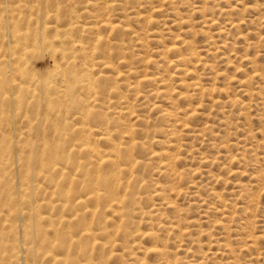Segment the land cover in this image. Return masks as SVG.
<instances>
[{
  "label": "bare ground",
  "instance_id": "bare-ground-1",
  "mask_svg": "<svg viewBox=\"0 0 264 264\" xmlns=\"http://www.w3.org/2000/svg\"><path fill=\"white\" fill-rule=\"evenodd\" d=\"M81 1L83 4L81 8H77L76 5L73 6L74 1H72V4L69 1V6L66 4L68 8L64 7L66 9L64 12L59 7V3L53 2L51 4V1L50 4L44 1L40 5V0H0V14L4 17L2 21L0 19V28L7 26L8 29H12L13 27L11 33L8 32L9 34L0 33L1 41H3V43H0V114L2 115H0V254L2 250H5L4 252L10 255L7 258H3L5 257L3 255V257L0 256V264H31L36 263V258H39L42 264H79L81 262V264H97L96 262L98 264H108V259L112 258L113 255H115L116 260H121L124 254H127L126 258H128L129 255H132L130 253L132 247L128 244L130 242L127 240L129 239L128 232L125 233L123 227L131 219L142 217L144 214L160 217L163 216L161 214L164 211L165 216L166 210L167 213H169L168 210L173 211L175 215L171 218L172 221L165 224V226L168 225L171 231L179 228L184 236L191 237L189 231L192 229L189 230V228L193 226V220L183 218L179 214L180 209L178 210V207H176L175 200H172V197H178L182 194V188L174 182H170L171 184L166 186H164L165 184L160 186L156 183L155 190L151 191L152 196H149L147 200L154 197L157 204L153 203L147 213L143 211L142 194L140 196L139 188L146 181H149V178L146 181L144 179L146 162L156 158L159 162V166H157L159 171L168 174L172 172L175 163L181 159V156L174 153V151L167 149L157 154L148 152V147L151 142L165 143L169 147H174L176 143L175 141L172 142V139L178 131L173 132L172 129L175 127H179L180 131L181 129H189V124H192L198 118L206 117L201 112L204 93L209 91L208 89L211 91L217 90L221 93L224 89L214 87L216 85H214L215 81L224 80L227 82L226 86L232 87L231 84L234 83V78L224 77L222 72L212 71L207 61L201 63L200 59L202 57L198 58L197 50L187 38L193 31L192 26H182L186 22L185 19L173 21L172 26H179V30L178 34L173 37V44L165 48L167 54L173 55V59L168 60L167 63L164 62V58L155 61L151 56L145 57L131 52V48L143 49L145 46L144 39L160 42L164 35L170 34L168 29H166L165 34L152 28L151 25H154L157 19L149 15L153 13L166 14L168 10H172L169 8L173 7V0ZM196 1L201 4L197 7V11L202 13L200 21L203 22L199 24L200 26L198 25L200 27L198 30L193 31L194 34L204 31L205 29L202 28L205 26L212 27L215 25L219 27L217 33L222 34L224 32L225 34V30L231 32V30L238 29L239 25L243 23V18L240 16L235 17V19L220 21L221 23L217 22L221 17H225L229 11H233L232 6L223 12L222 8L217 7L216 2L219 0ZM142 4H148L153 8L149 12H134L136 9L141 10L139 7ZM213 9L218 10L217 18H210V16L205 15V12H210ZM243 9L255 12L257 18L254 19V22H259L258 25L264 27V18L260 15L259 9L248 6ZM86 10L90 12L87 13ZM59 12L63 16L61 21L57 20ZM40 14L41 17H39ZM40 18L42 19L40 20ZM53 18L54 21L47 22V19ZM86 19H88V22L85 21ZM132 23L146 25L139 29L142 35H139L132 28ZM220 25L227 26L228 30L224 27L221 28ZM38 26L42 30L39 31ZM50 27L53 30V35H48V32L44 31ZM4 32L6 31L4 30ZM22 33L23 35L20 37L19 35ZM132 42H134L133 46L131 45ZM225 44V42H221L219 47H223ZM254 44H251V46L256 47ZM246 45L250 46V43ZM41 46L44 50L39 48ZM47 47L51 50L50 55L48 54L50 56L48 58L51 59L50 64L57 72L60 70V74L59 72L57 74L60 75L59 83L53 80L56 84L54 87L52 85L47 87L45 85L46 78L41 79L48 75L50 76L47 78L51 77V71L54 69L50 71L51 74L44 72L47 74L39 78L38 72L40 71L36 73L35 68L32 66L27 68L30 61L27 59L28 53L31 54L32 51L39 48L35 53L36 55L40 49L45 52ZM209 50L210 48L207 47L206 54ZM42 51L38 53L39 58L40 56L43 58ZM216 51L215 48L213 52L216 53ZM242 59L253 69L248 75L237 80L236 84L238 86L236 87L238 88L234 90L245 95L249 92L248 86L252 81L262 79L263 75L260 69L255 66V62L247 55H244ZM32 61L31 63H33ZM162 63H166L167 68L172 67V73H168L169 77L161 78L157 72L149 73L151 71L150 67L157 69L161 67L160 64ZM226 63H230V60ZM94 65L101 69L100 72L92 70ZM197 67H201L199 70L203 72L206 70L214 72L213 84H205L209 88L201 85L204 76L201 78V74L200 76L196 75L199 71ZM137 70H140V76H138ZM176 72L182 78L178 80L177 85L176 82L175 86L171 87L166 83L168 80L170 81V78H174ZM53 78H55V73ZM131 79H133L132 82H130ZM60 88L63 89V91L61 89L62 92ZM64 88H67L70 99L66 98V93L63 99L62 97L65 94L59 96L64 92ZM78 94L82 96L83 100L79 99L76 103L73 98L75 96L77 98ZM237 100H229L226 104L233 107L237 104ZM177 101L186 104L180 108V106L175 105ZM5 102L13 105L12 108L9 105L11 109L8 108ZM211 104L213 105V103ZM5 107L7 108L6 113H4ZM26 107L30 108L31 111ZM140 108L146 109L147 113H155L156 118L166 125V132L168 133L162 141L157 139L158 131H160L158 126L147 124L148 118L144 119L146 122L141 127L143 129L138 131V128H135L136 125L134 126V124L141 119V116L137 114V110ZM21 109L24 111L23 118L27 117V112L37 115L36 112L39 113L41 109V115L49 117V120H46L48 127L37 131L38 135L35 134L37 136L41 134L40 138L17 135V132L20 133L22 129L28 128L26 131L31 130L30 122L22 128L19 126V119L17 120L18 123L16 122L17 113ZM101 110L104 111L102 118L95 119L96 121L94 119L92 121L88 120L89 116H93V118L98 116V112ZM178 116L181 117L180 121H178ZM91 122H97L98 124L93 125ZM222 122L226 123L225 118ZM226 125L222 126L226 127ZM93 127L101 131H92ZM192 129H194L192 131L193 138L201 139L208 136L206 132L209 131L210 125L205 122L203 127L200 126L199 129L193 127ZM70 132L76 133L78 136L72 137ZM137 134L141 137L136 139ZM251 150L253 151V149ZM227 155H224V157H227ZM144 156L148 158L147 161ZM234 158L232 159L235 160ZM208 162L205 159L202 160L203 168L201 171L200 169L193 170L192 175L197 174L198 176L199 174V178L204 177L207 181L212 182L213 176L211 177V172L207 169ZM262 171L255 174H261ZM236 172L241 173L238 170ZM255 177L250 175V179H255ZM218 178H215V182L221 180ZM195 182H190L188 187H193L196 184ZM226 182L228 183L225 180ZM198 184L196 186L199 190L201 187L206 190V186L203 187L201 183ZM196 186L194 187L197 188ZM186 187L187 185L183 188V191L186 190ZM235 187L238 190V198L247 200L249 204L253 203L252 195L250 196L249 191L247 192L239 182H235ZM149 188H151L150 185ZM197 190L190 192L191 195L199 199L200 205H205V198H200ZM146 195L148 193L144 196ZM209 195L216 198L215 195L217 194L211 192ZM232 215L227 214L223 218L228 219V216L232 218L234 216ZM231 218L230 222L227 220L229 223L232 221ZM142 221L140 220L139 223ZM197 221L199 220L197 219ZM157 222L155 221V224ZM217 222L219 221L215 223ZM133 224L129 226H133ZM168 227H166V231ZM159 228L163 227L160 225ZM220 228L227 229L226 226ZM134 230L135 228H133V231L131 230L132 233ZM135 233L139 235L137 232ZM161 235H158L152 227L142 233V237L148 239L150 243V247L145 248L147 254H144V256L147 257V255L152 254L162 264H168L169 258H171V254L167 250V243L169 242H164L166 238L163 240L162 237L160 238ZM133 236L135 235L133 234ZM136 244L135 246L139 245V243ZM221 245L224 247V254V252H227L225 249L230 246V243L226 241ZM116 247L121 248L122 254H115L114 249ZM247 247L249 249V246ZM251 249L254 251L253 246ZM248 252H251V250ZM95 255L98 257V261L93 263ZM230 255L234 254L230 253ZM258 256L260 257V255ZM172 259L171 261H174ZM174 259L179 260V258ZM124 262H126L125 259ZM135 262L141 261L137 259ZM179 263L181 264V262Z\"/></svg>",
  "mask_w": 264,
  "mask_h": 264
},
{
  "label": "rangeland",
  "instance_id": "rangeland-1",
  "mask_svg": "<svg viewBox=\"0 0 264 264\" xmlns=\"http://www.w3.org/2000/svg\"><path fill=\"white\" fill-rule=\"evenodd\" d=\"M44 1L47 4H50L49 3L50 1H51V4H53V2L59 3V7L64 12L66 11L65 8H68L67 5H68L69 1H71L70 4H72L73 3L72 1H74L73 6L76 5L77 8H81L83 6L81 0H79V2H78V0H56V1H54V0H40L39 4L40 5L43 4ZM219 1L216 2L217 7L222 8V10H224L223 12L227 11L230 6H232L233 11H229V13L232 12L230 14L225 13L227 15L225 17H221L220 19H218L217 22L219 21L218 23H221L222 21L230 20L231 18L235 19V17L240 16L241 18H243V23H242L243 25L242 24L239 25L238 29L231 30V32L225 30V32H226L225 34H224V32H222V34L217 33V30L219 28L217 25H215L216 27L215 26H212V27L205 26L206 28L205 27L202 28L203 30L205 29L204 31H201V33L194 34L193 31L198 30V28H200L199 24H201V22H203V21H200L201 17H202V13L197 11V7H199L201 4H199V2L196 0H173L174 5L172 8H169V9H172L173 11L168 10V12L164 15H161V14L158 15L155 13L149 15V16H153V18L157 19L155 21L154 25H151L152 28L157 29V30L164 32V33L167 31L166 29H168L170 31V34L164 35L163 36L164 38L161 39L160 42H154V41L152 42L151 39H149V40L144 39L145 46L143 49H140V50L136 49L138 47L131 48L132 49L131 52H133L134 54H141V55H144L145 57L151 56L155 61H159L160 58H164L163 59L164 62L167 63L168 60L173 59V55H171L169 53L167 54L165 52V48L173 44V42H174L173 37L178 34V30H179V28H178L179 26H172L173 21L176 19L177 20L178 19H185L184 21H186V22L182 26H192L193 31H191L192 33L190 35H188L187 38H188V41L192 42L193 46L197 50V55L199 56L198 58L200 59L202 57L200 59L201 63L207 61V63H209V65H210L212 71L222 72V75L224 77H228V78L232 77V79L234 78V80H233L234 83L231 84L232 87L226 86L227 82L224 80L219 79V80L215 81L214 85L215 84L216 85L214 87L220 88L222 90L224 89V91H222L221 93L218 92L217 90H214L215 92L211 91L210 89H208L209 91H206L204 93L203 98H202V101H203L202 106L204 108L201 107V112H203L206 117H204V118L202 117L201 119L198 118L195 122H193L192 124H189V129H181V131H180L179 127H175L177 129H175V128L172 129L173 132L178 131L176 133V135L174 136V139H172V142L175 141V143H176V145L174 147H169V145L165 144V143L151 142V145L148 147V152H155L157 154H160V153H162L163 150L168 149L169 151H174V153L179 154L181 156V159H179L178 162H176L175 165L173 166L171 173H168V174L162 173V171H159V169L157 168V166H159V162L157 161L156 158L151 159L152 161H147L146 159H148V158L144 156V159L147 161L146 162L147 167L145 169V171L147 173L144 171L145 172L144 173V177H145L144 179L146 181V179L149 178V181H146L147 183L144 181L146 186L144 184L143 186H141L139 188V190L141 191V192L139 191L140 196L142 194L141 201L143 204L144 213H145V211L147 213L150 210V207L153 205V203L157 204V201H155L154 197H151L149 200H147V198H149V196H152L151 194H152L153 190H155V186H157L156 183H158L160 186H163L164 184H165L164 186H166L167 184L169 185V184L174 182L178 187L182 188L181 189L182 194L180 196H178L179 198L178 197H172V200H175L176 207H178V210L180 209V212L181 213L183 212L182 214L179 212V214L181 216H183V218H188L190 220H193L194 224L192 223L193 226L191 228H189V230H191V229L192 230L191 231L188 230L191 237L184 236L182 234V230L179 228H175L171 231L169 229L168 225L165 226V224L172 221L171 218L175 215L173 213V211L168 210L169 213H167L166 212L167 210H166L165 216H164V213H163L164 211H163L161 214L163 216H160V217H157V216L155 217L153 215L144 214L142 217H135V218L131 219L129 222H127V225H125L123 227V229H125V233L128 232V238L129 239H127V240L130 241L128 244L132 247L131 248L132 250L130 251V253H132V255H129L128 258H126L127 254H124L123 258L121 260H116V257H114L115 255H113L112 258L108 259V262H107L108 264H110L112 262H113L112 264H120V263L125 264L127 261H128L127 264H131V263L132 264H156V263L162 264L161 262H159V259H157L156 256H154L152 254L147 255V257H146V255L144 256V254H147V253H145V248L148 249L150 247V245H149L150 243H149L148 239L146 240V238L144 239L142 237V233L146 232L151 227L154 229V231H156L158 233V235L162 234L160 236V238L162 237L163 240H164V238H166L164 240V242L165 241H166V243L169 242V243H167V246H168L167 250L171 254L170 257L173 258L172 260H174V261H171V258H169L168 264H177L179 262H181V264H217V263L218 264H264V175H263V173H264V161H263L264 160V44H261L262 42L264 43V27L261 25H258L259 22L258 23L254 22L255 21L254 19L257 18L256 17L257 15L255 12H249L248 10L243 9L245 6L257 8L260 10V15L262 16V18H264V0H219ZM139 8H141V10L136 9L134 12H141V13L142 12H149L150 9H152L153 7L148 6V4H146V5L142 4V6ZM212 11H210V12L207 11L208 13L205 12V15H208V17L210 16V18H217L218 10L213 9ZM85 12H87V10ZM89 12H87V13H89ZM39 17H41V14ZM3 18H4L3 15L0 14L1 21ZM57 18H58L57 19L58 21H61V18H63L61 12H59V15ZM186 18H188L189 20H187ZM41 19L42 18H40V20ZM52 20L54 21V18L50 19V20L47 19V22L52 21ZM85 21L88 22V19H86ZM85 21H83V23H85ZM199 21H200V23H199ZM11 23H12V21H11ZM144 26H146V25L132 23V28L139 35H142V32L139 31V29L141 27H144ZM220 27L221 28L224 27L225 29H227V26H224V25H220ZM2 29H4L6 32H4V30H2ZM7 29H8L7 26L0 28V31H1L0 33L1 34H6L8 32L11 33L10 31L13 30V27H12V29L10 28L11 30L10 29L7 30ZM37 29L39 31L42 30V29H40L39 26ZM50 29H51V27L44 30V31H46V33L48 32L47 33L48 35H51V34L53 35V33H52L53 30L52 29L50 30ZM22 35H23V33L19 36L22 37ZM224 36L226 37V39ZM236 36H237V38H236ZM89 37H92V36H89ZM261 39H262V41H260ZM1 40H2V37L0 36V43H3V41H1ZM4 40H5V38H4ZM221 42H225L226 43L225 46L219 47V44ZM257 42L259 44L258 47H257V45H258ZM133 43L134 42L131 43L132 46L134 45ZM248 43H250V46L246 45ZM254 43H256V44H254ZM251 44L256 45V47L255 46L252 47ZM231 46H232V48H231ZM207 47L210 48L208 54H206ZM39 48H42V50H44V48L42 46ZM39 48H37V49L39 50ZM215 48L217 49L216 53L213 52V50ZM37 49L32 51L31 54L28 53L27 59H28V61L30 60L29 61L30 63L28 62L29 65H27V68L32 66L33 68H35L36 73L38 71H40V72H38L39 78L44 76L47 73L51 74V72H52L53 76L51 75V77L47 78L48 76H50V75H48V76L43 77L41 79L43 80L46 78L45 79L46 80L45 85H47V87H51V85H52V87H54L56 85L54 81L59 83L58 79H59L60 75H57V74H58V72L60 74V70H58V72H57V70L54 69L52 67V65L50 64L51 59H49L50 58L49 55H50L51 50L48 47L45 51L46 53L40 49V51H42L44 53L43 54L41 52V55H43V58L41 56L39 58L38 53L40 51H38V53L35 55ZM48 51H49V53H48ZM210 51H212V52L210 53ZM244 55H247V57H249L251 60H253L255 62V66L258 69H260V71L263 75V78L260 80H255L256 83H255V81H252V83L248 86L250 89L249 92H247L245 95H242L241 93H238L237 91L234 90V89L237 90V88H238V87H236V86H238L236 84L238 82L237 80L248 75L251 72V70L253 69V67H250L248 63L243 61L242 57ZM28 56H30V57H28ZM217 56H219V57H217ZM145 57H143V58H145ZM228 60H230V63L227 64L226 62ZM31 61L33 63H31ZM166 63L160 64L161 67H159L157 69H155L154 67H150L151 71L149 70L150 71L149 73H152V72L156 73L157 72L160 74L161 78L162 77L163 78L169 77L168 73H172V67L167 68ZM34 64H35V66H34ZM142 65H144V64H142ZM48 68H50V69H48ZM52 69H54V70H52ZM197 69L199 70V69H201V67L200 68L197 67ZM92 70H94V72H97V71L100 72L101 69L98 66L94 65V68ZM139 71L140 70L136 71L139 74L138 76H140ZM212 71L206 70L203 72L202 70H199L198 73H196V75H199V76L201 74V78H202V76H204V78H203L204 80L201 81L202 82L201 85H203L204 87L206 86L205 84H208V85H211V83L213 84L214 72L212 73ZM44 72H47V73H44ZM41 73H42V75H41ZM54 73H55V78H53ZM177 73L178 72L175 73L176 75L174 74V78L172 77L173 79L170 78V81L169 80L167 81V83H166L167 85L174 87L176 82H177L176 85L178 84V80L182 77L179 76V74H177ZM210 73H212V74H210ZM50 78H52V79H50ZM56 78H57V80H56ZM201 78H200V80H201ZM132 81H133V79L130 80V82H132ZM50 83H52V84H50ZM208 85L205 88H207ZM62 88H60V91ZM66 89L64 88V92L59 94L60 97L63 94L68 93ZM62 91H63V89H62ZM144 91H145V89H144ZM234 91L238 94H236ZM66 94L63 95L62 99L66 96ZM66 98H69L68 94H67ZM75 98H76V96H75ZM75 98H73L74 99L73 101L76 103L78 102L79 99L83 100L82 96H79V94H78V97L76 98V100H75ZM232 99H236V100L238 99L236 101L237 104H235V106H233V107L227 106L228 105V104H226L227 101L232 100ZM180 102L181 101L175 102V105L180 106V108L184 107V104H186V103H183V102L180 103ZM219 102H221L222 104ZM211 103H213L214 106ZM218 104H220L222 106V108ZM5 105H7L8 108H10V107L12 108V106H13V105H9L8 102H5ZM205 105H207V106L205 107ZM223 106H224V108H223ZM13 108H15V107H13ZM26 108L28 109V107H26ZM28 110H30V108ZM6 111H7V108L5 107L4 113H6ZM19 111L17 113L16 122L19 119L18 122L20 124L22 123V125L19 124V126L21 128L26 127L28 125V122H30L31 123V130L26 131V130H28V128L22 129V131L20 133H22L23 135L20 134L19 132H17V135L20 137L35 138L34 136H36V138H40L42 135L40 134L41 135V136L39 135L40 137L37 136L38 135L37 131H41V130L46 129L48 127V125H47L48 123L46 122V120L47 119L49 120V117H45V116L41 115L42 109L40 110L41 112L40 111H39V113L36 112L37 115L35 113L29 114V112H27L28 115H27V117L25 116L24 118H23V112L24 111H22V109ZM103 112L104 111L101 110L100 112H98L99 115L95 116L94 118H93V116H89L88 120L92 121V119H94V121H96L98 118H100V117L102 118L104 115ZM137 114L141 116L140 117L141 119L137 123L134 124V126L136 125L135 128H138L137 129L138 131L143 129L141 127H143L145 125V122H146L144 119L148 118L147 124H155L158 126V130H160V131H158L159 134L157 135L158 136L157 139H160V141H162L168 132H166L167 131L166 125H164V123H162L161 121L158 120V118H156L155 113H147L146 109L140 108L137 110ZM38 115H39V119H38ZM211 117H212V119H211ZM177 118H178V121H180L181 117L178 116ZM206 118H208L207 119L208 121L206 120ZM224 118H225L226 123L222 122V121H224ZM1 119H3V118H1ZM3 120H7V119L4 118ZM42 121L45 122L46 124L43 123ZM205 122H207L210 125V129H211V130L209 129V131L206 132V134H208V136H205L204 138H201V139L193 138L194 135H192V133H193L192 131L194 129H192V128L194 127V128L199 129L200 126L203 127V123H205ZM40 124H42L41 127H40ZM91 124L96 125L98 123L97 122L96 123L91 122ZM222 125H226V127L222 126ZM35 127H37V128H35ZM92 131L100 132L101 130L94 128V129H92ZM36 133H37V135H35ZM70 134L72 135V137L78 136L76 133H73V132L72 133L70 132ZM139 137H141V136L139 134H137L136 139ZM193 140H195V141H193ZM225 148H226V150L227 149L228 150L227 151L224 150ZM250 148L253 149V151ZM250 150H251V152H250ZM227 152H228V155H227ZM229 152H230V154H229ZM224 155H227V157L226 156L224 157ZM234 156H235V158H234ZM238 156H240L241 158ZM228 157H230L231 159L234 158L235 160H233V159L231 160ZM204 159L209 161L208 162L209 164L207 165V169L211 172V174H210L211 177L213 176L212 182L207 181L206 178H204V177L202 179L199 178L200 177L199 174H198L199 177L197 176V174L192 175L193 170L200 169V171H201V169L204 166L201 163V161ZM157 162H158V164H157ZM187 170L189 171V173ZM237 170H238V172H241V173H237L236 172ZM261 170H263L261 174L260 173L258 175L255 174ZM179 171H181V172H179ZM213 174L216 176H214ZM186 175H188V176H186ZM250 175L256 176L255 179H250ZM216 177L217 178L219 177L218 179H221V180L215 182ZM225 180L228 181V183L227 182L225 183ZM189 181L190 182L196 181L195 183L197 185H199L198 183H201V186H203V187L206 186L207 188L205 190V188H202L200 186L202 189L200 188V190H199L198 186H196V184H194L193 187H191V186L188 187L190 185ZM235 182H239L240 185H242L247 190V192L249 191L248 194L250 196L252 195V198H251L253 200L252 204H249V202L247 200L238 198L239 194L237 193L238 190L235 187ZM203 184H205V185H203ZM149 185L151 188L148 189ZM186 185H187L186 190L183 191V188H185ZM194 186H196L197 188H195ZM210 189H211V191H210ZM196 190L199 191V194H200L199 197L200 198H205V205H200L199 199H197L196 197H193L191 195V193L193 191H196ZM211 192H214L217 194V195H215L216 198L214 196L209 195ZM147 193H148V195H146L147 197L144 196ZM218 196L220 199L217 198ZM207 197H209V198H207ZM206 199H209V200L207 201ZM214 200H215V203H214ZM209 201H211V202H209ZM147 203H149L150 205L149 204L147 205ZM206 203H208V204H206ZM210 203H212V204H210ZM193 204H194V206H193ZM218 206H220V207H218ZM221 207H223L224 209ZM150 212H152V211H150ZM205 212H207V213H205ZM227 214H229V215L233 214L234 215V216L232 215L234 218L233 217L231 218V216H230V218L232 220L231 223H229L230 222L229 216H228V219L223 218L224 215H227ZM149 218H150V220H149ZM197 219L199 221H197ZM140 220L141 221L143 220V221L141 223H139ZM194 220L196 222V225H195ZM227 220H229V222ZM151 221H153L154 224L151 223ZM155 221L156 222L158 221L159 223L157 222V224H155ZM216 221H219V222L215 223ZM225 221H227L228 223ZM147 222H149V223H147ZM132 223H134L133 226H129ZM218 224L219 225L221 224V225L219 226ZM160 225L163 228H159ZM216 225H218V226H216ZM222 226H226L227 229L223 230L222 228H220ZM157 227H158V229H157ZM166 227H168L167 231H169L170 233L166 231V229H167ZM213 227H215V228L213 229ZM218 227L220 229H217ZM133 228H135V230L132 233ZM135 232H137L139 235H137ZM139 232H142V233H139ZM159 232H160V234H159ZM133 234L135 236H133ZM204 234H205V236H204ZM172 236H175V237H172ZM167 237L169 238L168 239L169 241L167 240ZM260 237L262 240L260 239ZM257 238H258V241H257ZM136 241L139 243L140 246L137 245L138 243L136 244ZM197 241H199V243H197ZM226 241H228L230 243V246H229L230 248L227 247V249H225V251H227V252H224V254H223L224 247H222L221 243L226 242ZM259 241L262 243H260ZM252 242L255 244H253ZM177 243H179V244H177ZM180 243H181V245H180ZM135 244L137 246H135ZM247 246H249V249H247L248 248ZM252 246L254 248V251L251 249ZM241 247H243V248H241ZM136 248L139 249L140 251H138ZM142 248H144V249H142ZM257 248H259V249H257ZM114 250H115L114 251L115 254H117V255L122 254L120 247H116ZM170 250H172V251H170ZM175 250H177V251H175ZM179 250H181V251H179ZM245 250H247V251H245ZM250 250H251V252H248ZM258 250H259V252H258ZM4 251L2 250V253L0 254V256L1 257L5 256L3 258L9 257L10 255L8 254L9 255L8 256L7 252H4ZM116 251H119V252H116ZM228 252H229V254H228ZM255 252H256V254H255ZM139 253H140V256H139ZM230 253L234 254V255H230ZM250 255H252V256L250 257ZM258 255H260V257ZM176 256H179V257H176ZM180 257H181V259H180ZM174 258H179V260L178 259L176 260ZM124 259L126 260V262H124ZM133 259H135V260H133ZM137 259L140 260L141 262H135ZM35 260H36L35 261L36 263H31V264H42V262L39 261V258H36ZM109 260H111L112 262H110ZM182 260H184L183 261L184 263L182 262ZM93 261H94L93 263L98 261V257H96V255L93 257ZM229 261H230V263H229ZM117 262H119V263H117ZM81 263H79V264H81ZM96 263L98 264V262H96ZM5 264H11V263H5Z\"/></svg>",
  "mask_w": 264,
  "mask_h": 264
}]
</instances>
